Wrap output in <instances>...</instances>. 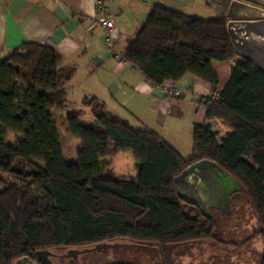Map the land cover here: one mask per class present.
<instances>
[{
	"label": "trees",
	"instance_id": "1",
	"mask_svg": "<svg viewBox=\"0 0 264 264\" xmlns=\"http://www.w3.org/2000/svg\"><path fill=\"white\" fill-rule=\"evenodd\" d=\"M227 22L224 14L203 19L156 5L124 51L154 85L191 73L219 93L208 98L207 117L220 119L226 132L211 122L194 125L190 157L158 132L112 116L95 96L69 108L73 70L61 68L55 48L27 42L0 62V171L15 179L0 191V264L40 263L39 250L120 238L156 243L164 263L176 264L175 246L218 237L215 221L183 201L174 181L204 158L244 186L264 237V70L237 54ZM213 61L231 62L221 91ZM53 110L82 142L76 161L66 159ZM11 132L22 135L15 145L7 143ZM122 152L133 153L138 177L120 180L106 170ZM21 161L32 171H15Z\"/></svg>",
	"mask_w": 264,
	"mask_h": 264
},
{
	"label": "crops",
	"instance_id": "2",
	"mask_svg": "<svg viewBox=\"0 0 264 264\" xmlns=\"http://www.w3.org/2000/svg\"><path fill=\"white\" fill-rule=\"evenodd\" d=\"M156 5L199 18L221 14L209 0H108L106 13L116 24L117 52L124 53ZM97 14L95 0H0V62L27 42L51 46L62 56L61 68L73 70L67 82L70 101L82 103L85 97L95 96L106 103L112 116L158 132L183 156L190 157L193 147L189 152L182 151V135L193 137L196 124H216L215 119L207 117L208 98L214 94L211 84L187 73L179 81L164 83L184 89L181 96L157 87L132 63L109 52L104 28L94 21ZM213 66L220 76L221 91L230 79L231 62L213 61ZM86 118L91 120L92 116L86 114ZM110 162L106 170L120 180L139 175L133 153H119ZM188 247L180 244L173 250ZM263 254L264 250L261 264Z\"/></svg>",
	"mask_w": 264,
	"mask_h": 264
},
{
	"label": "rangeland",
	"instance_id": "3",
	"mask_svg": "<svg viewBox=\"0 0 264 264\" xmlns=\"http://www.w3.org/2000/svg\"><path fill=\"white\" fill-rule=\"evenodd\" d=\"M201 18H209V15H199ZM81 101H71L69 108H82ZM58 119L59 132L62 139L64 153L67 161L77 160L78 151L82 146L79 138L73 136L67 130L66 117L54 111ZM88 116V114H87ZM64 119V122L61 121ZM215 130L222 136L226 129L220 119H215ZM172 132L169 131V134ZM173 134V133H172ZM189 133L182 135L181 149L189 152L193 147V137ZM22 135L11 132L8 135L7 143L15 145ZM132 153V152H129ZM15 171L29 173L32 171L30 166L24 161L17 162L13 168ZM15 179L9 173L0 171V191L6 188ZM215 216L216 239H202L187 242L184 250L174 251L176 264H261V253L264 250V237L259 234L261 225L258 221L251 205L248 194L243 189H238L236 196H232L229 210L221 214L219 210L212 209ZM207 217V216H206ZM218 239V240H217ZM221 241L225 242L220 243ZM111 247L99 250L84 251L92 248L96 244L86 247H58L51 251L58 256H53L54 264H165L160 248L156 243H137L128 239H117L107 241ZM230 243V244H229ZM73 249L80 252L76 257L66 255ZM13 264H22L13 262ZM42 264V263H39Z\"/></svg>",
	"mask_w": 264,
	"mask_h": 264
},
{
	"label": "water",
	"instance_id": "4",
	"mask_svg": "<svg viewBox=\"0 0 264 264\" xmlns=\"http://www.w3.org/2000/svg\"><path fill=\"white\" fill-rule=\"evenodd\" d=\"M209 4L228 18L227 29L238 55L252 60L264 70V0H209ZM178 195L188 204L200 209L204 216L215 221L212 209L221 214L229 210L232 196L244 186L217 162L204 158L189 165L174 179ZM111 243H98L84 251L111 247ZM78 249L63 255L76 257ZM43 264H54L51 250H39ZM22 264H38L29 257L17 260Z\"/></svg>",
	"mask_w": 264,
	"mask_h": 264
},
{
	"label": "built area",
	"instance_id": "5",
	"mask_svg": "<svg viewBox=\"0 0 264 264\" xmlns=\"http://www.w3.org/2000/svg\"><path fill=\"white\" fill-rule=\"evenodd\" d=\"M108 0H95L97 8V16L94 21L98 22L104 28V41L109 52L117 57V59H125L124 53H119L115 49V21L111 19L106 13V3ZM162 90H167L169 94L175 96H181L184 93V89L177 88L175 86H168L166 84L156 85ZM213 100L219 99V93L216 92L211 95Z\"/></svg>",
	"mask_w": 264,
	"mask_h": 264
},
{
	"label": "flooded vegetation",
	"instance_id": "6",
	"mask_svg": "<svg viewBox=\"0 0 264 264\" xmlns=\"http://www.w3.org/2000/svg\"><path fill=\"white\" fill-rule=\"evenodd\" d=\"M37 262V261H36ZM41 263V262H40ZM39 264V263H38ZM43 264V263H42Z\"/></svg>",
	"mask_w": 264,
	"mask_h": 264
}]
</instances>
